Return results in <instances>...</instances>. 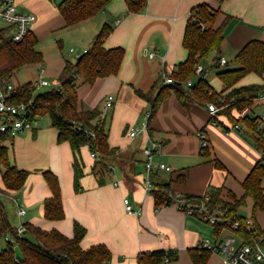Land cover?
I'll use <instances>...</instances> for the list:
<instances>
[{
  "label": "crops",
  "instance_id": "0c3cea01",
  "mask_svg": "<svg viewBox=\"0 0 264 264\" xmlns=\"http://www.w3.org/2000/svg\"><path fill=\"white\" fill-rule=\"evenodd\" d=\"M63 1L15 0L18 12L36 17L30 29L38 39L36 49L43 54L47 66L42 68L43 62L24 66L13 82L23 86L47 77L53 78L51 83L59 82L66 63H75L76 53L89 50L108 25L111 32L105 47L124 48V61L117 75L99 79L92 86L79 84V109L102 111L109 144L120 149V154L111 162V174L100 181L94 171L95 159L88 147L82 148L84 174L80 178L81 189L76 191L71 145L58 143V132L52 125L41 128L39 124L35 131L23 132L8 144L12 150L11 163L31 174L25 187L4 201L15 207L11 197L18 198L27 211L23 217L25 224L46 231L57 230L68 238L74 237V225L79 223L87 230L82 247L106 245L112 253L111 264H139V256L160 250L178 254L176 260L161 264H195L191 251H201L199 246L205 240L217 242L236 238V234L224 231L217 238L215 226L201 217L186 214L176 203L156 209L152 189L159 183H170L178 196H202L215 188L223 189V196L231 191L241 198L243 182L263 155L242 126L235 128L224 115L212 116L208 104L187 102L183 105L174 94L162 102L145 133L130 137L131 128L140 127L151 112V104L136 91H155L156 95L163 78L171 77L178 65L186 61L188 52L183 45L186 26L193 9L204 3L220 10L217 26L227 21L220 57L213 53L200 64L209 81V69L216 68L217 59H226L225 65L219 62L222 68L249 42L264 41V0H148L146 7L136 14L128 11L125 0H110L94 18L68 28L59 11ZM150 54L154 56L150 58ZM208 61L210 64H206ZM32 68L39 77L34 81L27 78ZM236 68L237 65L229 70ZM263 79L251 74L239 86L261 84ZM196 80L197 77L193 83ZM209 83L218 92L224 89L218 76L217 83ZM111 95L115 97L114 105L105 109L104 102ZM263 104L264 99L259 100L246 113L260 116L255 110ZM200 133L207 137L205 149H202ZM152 143L159 148L154 157L156 167L148 174L144 149ZM159 164L170 167L171 171L159 169ZM44 171H52L59 179L66 213L62 221L45 218L44 202L52 192ZM148 180L151 190L146 187ZM126 197L131 198L140 215L126 212L123 202ZM253 211V201L247 198L239 213L255 221L264 231V211H259L255 219ZM16 216L17 211L13 217L18 221ZM205 264L229 263L223 253L210 252Z\"/></svg>",
  "mask_w": 264,
  "mask_h": 264
},
{
  "label": "trees",
  "instance_id": "16d2710c",
  "mask_svg": "<svg viewBox=\"0 0 264 264\" xmlns=\"http://www.w3.org/2000/svg\"><path fill=\"white\" fill-rule=\"evenodd\" d=\"M109 2L110 0H64L59 5V11L68 28L94 18L106 8ZM125 2L128 11L136 14L146 7L148 0H125ZM191 13L194 14V18L190 16L183 40L188 57L171 75L175 83L173 85L162 83L156 95H154L155 91L150 93L136 91L138 96L151 104L148 127L162 102L172 94L176 95L183 105L187 102H197L204 106L215 103L218 106L217 114L226 116L234 127L242 126L263 158L243 182L244 195L241 198L236 197L231 191L223 196V189L215 188L208 189L202 196H178L172 190L170 183H159L151 191L155 208L170 206L178 199L184 200L186 206L201 204L206 197H209L207 205L210 208H221L226 216L241 222L242 229L237 234L245 239L257 238L264 234V231L255 221V228L248 229L247 218L239 212L246 205L247 198L253 201L254 219L259 211H264V189L262 187L264 126L259 116H252L249 113L243 115V112L252 110L256 103L263 99L264 81L261 84L241 86L239 84L251 74L261 79L264 78V41L253 40L242 48L234 59L236 69L218 72L217 76L224 84L221 92L216 91L206 78L197 79L191 88H187L186 82L196 79L195 69L198 65L213 53H217L220 57L227 22L217 26L220 10L213 9L205 3L193 9ZM202 24L206 27L205 29L202 28ZM110 32L111 28L105 25L87 53L80 56L75 63H66L58 78L61 85L60 91L51 88L37 94L33 84L28 83L21 86L15 95V103L32 100L35 107L33 115L40 118L49 116L52 127L58 132V143L71 145L74 153L76 191L81 189L80 178L84 174L82 148L89 146L91 151L95 152L94 171L97 172L96 175L100 177V181L104 176L111 174V162L120 154V149L112 148L109 144V133L102 111L98 108L79 109L78 86L80 83L92 86L97 80L117 75L120 72L125 49L105 47V41ZM11 33V28L0 30V86L11 82L24 66L43 62V54L36 49L38 39L32 31L19 42L13 40ZM220 61L217 59L215 62L217 69L220 68ZM220 97L226 100L225 103L219 101ZM78 127L92 131L95 137H89L85 131H79ZM10 142L11 140L6 135L0 134V193L6 196L21 191L31 174L11 163L10 146L8 145ZM43 176L52 192V196L44 202L45 218L48 221H62L66 218V213L59 179L52 171H44ZM25 227L26 231L20 235L17 227L10 222L4 198L0 199V238L10 233L21 252V257L17 256L13 244L7 242V247L0 253V264H111L112 253L106 245H97L88 249L82 247L87 230L79 223L74 225L73 238H68L57 230H43L30 223H26ZM223 232L222 226H215L217 238H220ZM191 255L195 264H205L210 252L192 250ZM177 258V252L160 250L142 254L139 256V264H161Z\"/></svg>",
  "mask_w": 264,
  "mask_h": 264
},
{
  "label": "built area",
  "instance_id": "2783aa9c",
  "mask_svg": "<svg viewBox=\"0 0 264 264\" xmlns=\"http://www.w3.org/2000/svg\"><path fill=\"white\" fill-rule=\"evenodd\" d=\"M191 17L194 18V14L191 13ZM36 21V17L31 14H23L17 11L15 0H0V30L5 28H11V36L14 41L19 42L23 40L27 34L31 31V25ZM202 28L206 27L202 24ZM71 52L75 53L74 49ZM85 50L83 53H76L77 59L83 54L87 53ZM154 55L150 54L149 57L152 58ZM221 65L227 64L225 58L220 61ZM195 74L197 79H205L206 72L202 65H198L195 69ZM163 82L165 85H173L175 81L171 77H164ZM33 84V88H53L57 91L61 90V85L59 82L50 83L47 80H38ZM193 81L189 80L186 82V87L191 88L193 86ZM21 86H17L13 79L11 82L7 83L5 86H0V134L6 135L11 141L19 136L21 133L29 131L33 132L37 129L40 121V117L34 116V104L33 101L15 103V95L17 90ZM264 99V96H263ZM114 96H108L105 100V109H111L114 105ZM221 103H225L223 97L219 98ZM236 102V101H234ZM207 109L212 116H215L218 112V106L215 103H209ZM246 113V111H245ZM150 114L147 115V120L141 124L140 127L131 128L129 135L132 138L137 137L139 134L145 133L148 130V119ZM262 126H264V115L259 116ZM235 128H238L237 126ZM79 131H85L89 137L94 138L95 134L90 130H82L78 127ZM200 139L202 141V149L208 146L207 137L204 133H200ZM11 143V142H10ZM91 157L96 159L95 152H92L88 146ZM158 145L152 143L151 146L144 149V156L146 158V171L148 174L152 173L156 167L155 154L158 151ZM157 167L161 170L171 171V168L159 164ZM146 187L151 190L152 186L149 180L146 182ZM8 197L0 193V199L5 200ZM11 200L17 211V218L19 224L17 226V232L22 235L26 231L25 223L23 222V217L26 215V208L19 202L16 197H11ZM209 197L205 198V201L201 204H192L186 206V202L182 199H178L176 204L178 207L188 215H194L203 218L207 223L213 226H222L224 231L232 232L236 234V238L227 237L223 240L217 242H211L205 240L200 246V250H207L211 253H223L225 259L229 264H264V234L257 238L245 239L241 235L237 234L238 231L242 229V224L240 221L235 220L233 217H228L225 215V211L221 208H210L207 204ZM125 210L130 215H140L141 211L136 210L132 205V200L130 197L124 198ZM246 225L248 229L253 230L255 228V223L251 219H247ZM238 237V240H237ZM5 240L13 244L14 240L10 233L5 237Z\"/></svg>",
  "mask_w": 264,
  "mask_h": 264
},
{
  "label": "rangeland",
  "instance_id": "374dc122",
  "mask_svg": "<svg viewBox=\"0 0 264 264\" xmlns=\"http://www.w3.org/2000/svg\"><path fill=\"white\" fill-rule=\"evenodd\" d=\"M77 48V47H76ZM218 58V57H217ZM235 57H232L229 59L230 61V64L229 65H226V66H223L222 68H214L213 67V70L210 68L209 69V73H208V76H209V81H212L213 83H217V76H216V72L217 71H220L221 69L222 70H228V69H231L233 68L236 64H235V61H234ZM206 64H210V62L208 61ZM47 66V63L43 62L42 63V68H46ZM27 78L31 79V80H35V78H39L35 69H31L30 72L27 74ZM23 80V79H21ZM47 81H49L50 83L53 81V78H50V77H47L46 78ZM49 90V87H45V88H37L36 89V93L37 94H40V93H43L45 91ZM101 107L103 108V105H101ZM264 104L263 105H260L258 107H256V114L257 115H260L262 116L264 113ZM107 112H105L106 114ZM244 114V112H243ZM39 127L43 128V127H46L47 125H52V122H51V119L49 116H44V117H41L40 118V123H39ZM12 154V150L10 149L9 150V155L11 156ZM17 162L18 164L20 165L21 163L19 162V159H18V156H17ZM7 205V211L9 213V219H10V222L11 224H13L14 226H18L19 224V220L17 218L18 221H16L15 217H13L15 215V211H16V208L15 207H11V205L8 203L6 204ZM242 214H245V212L242 211ZM17 217V216H16ZM23 221H24V218H23ZM13 246L17 252V256H20L21 257V252L19 251L16 243H13ZM7 247V241L5 240V238H0V253Z\"/></svg>",
  "mask_w": 264,
  "mask_h": 264
}]
</instances>
